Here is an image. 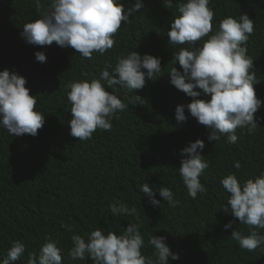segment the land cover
I'll return each instance as SVG.
<instances>
[{
  "label": "trees",
  "instance_id": "1",
  "mask_svg": "<svg viewBox=\"0 0 264 264\" xmlns=\"http://www.w3.org/2000/svg\"><path fill=\"white\" fill-rule=\"evenodd\" d=\"M125 8L136 0H121ZM178 0L166 8L165 0H142L143 7L122 24L114 36V46L91 59L83 58L70 47L30 45L20 36L23 26L39 18L35 0H0V71H14L27 81L29 94L37 96L36 110L45 115V122L35 137L10 135L0 128V259L13 241L26 246L24 256L15 264H27L28 253L38 252L51 235L59 240L62 264H93L72 260L68 251L71 236L87 238L95 228L117 235L128 223H138L144 238L142 254L151 256L148 240L165 237L170 252L178 260L169 264H264V246L248 252L231 238L233 230L248 234L230 214L220 211L227 206L228 193L220 181L234 173L243 183L264 173V105L254 114L258 128L254 134L237 129L235 144L209 141L208 130L198 124L185 108L186 122L178 124L175 108L187 105L192 98L170 84L169 72L174 66L173 55L180 47L195 45L168 44L167 31L177 11ZM48 6L49 0H41ZM214 12L213 32L228 16L239 18L247 14L254 21V31L246 47L254 61L258 99L264 101V0H210ZM211 34V33H210ZM206 39V38H204ZM43 52L46 62L35 60V52ZM136 51L158 57L162 71L146 80L144 88L135 91L120 88L115 94L128 109L113 119L111 131L97 130L88 141L72 137L68 128L71 119L67 101L69 82L98 79L107 66H115L117 57ZM111 71V69H109ZM106 90L112 92V88ZM119 88V86H114ZM199 91V89H196ZM135 96L142 99L135 101ZM199 99L210 97L201 95ZM244 134H241V133ZM200 139L204 142L201 155L210 162L200 176L205 187L196 199L187 195L179 175L181 150ZM241 164L239 170L234 162ZM147 183L155 192L160 207L139 192L138 185ZM161 186L170 188L177 207H169L159 196ZM119 200L136 215L113 216L109 204ZM61 221L71 224L74 232L61 227ZM232 221V228L224 225ZM264 235V229L258 230Z\"/></svg>",
  "mask_w": 264,
  "mask_h": 264
},
{
  "label": "clouds",
  "instance_id": "2",
  "mask_svg": "<svg viewBox=\"0 0 264 264\" xmlns=\"http://www.w3.org/2000/svg\"><path fill=\"white\" fill-rule=\"evenodd\" d=\"M209 4L210 0H178L179 14L172 18L167 31L168 44L173 46L200 42L199 47H180L173 55L172 61L178 63L181 70L173 66L168 74L169 82L192 98L191 103L175 108V120L178 124L186 122L187 108L190 116L208 130L210 142L225 137L227 143L235 144L237 129L254 134L258 128L254 114L264 105L255 93L256 70L246 47L254 31V21L247 14H240L238 19L228 16L213 32L214 12ZM35 5L40 16L23 26L21 38L27 44L37 46H50L55 42L60 48L74 49L86 59H91L93 53L103 55L112 49L114 36L121 25L130 23L132 14L143 7L142 0H136L127 9L121 0H49L47 7L41 0H35ZM164 6L171 8L172 0H165ZM34 56L37 62H46L43 52H35ZM161 71L158 57L141 56L131 51L117 57L115 66L103 69L98 79L67 83V101L71 105L69 134L83 142L90 140L97 130L111 131V121L119 119V113L128 109L130 103H136L125 104L115 93L120 88L140 90L146 80H155ZM26 83V79L14 71H0V128L15 137L24 134L35 137L45 122V115L36 110L37 96L29 94ZM105 84L113 91H107ZM202 94L210 98L199 99ZM141 99L135 96V101ZM204 147V142L197 139L180 153L185 158L180 160L178 172L192 199L206 190L199 179L210 166L201 155ZM233 167L239 170L241 164L236 161ZM220 183L229 194L227 206L222 204L220 211L248 228L247 235L233 230L231 238L248 252L261 248L264 235L258 230L264 229V173L243 183L234 173H229ZM138 189L149 197L153 206L160 207V201L154 198L155 192L147 183L138 185ZM156 191L169 207L178 206L179 201L174 199L170 188L161 186ZM109 211L113 216L136 215L135 207L129 208L119 200L109 204ZM232 223L229 221L224 228H232ZM61 227L74 232L71 224L61 221ZM71 242L68 256L72 260L88 258L93 264H169V257L173 261L179 258L170 252L163 236H151L148 244L153 248L152 255L142 254L145 241L138 223H128L120 235L111 231L105 235L103 229L97 227L87 234V238L73 234ZM59 243L51 235L46 236L38 252L28 253L27 264H62ZM25 252L23 242L13 241L0 264H15Z\"/></svg>",
  "mask_w": 264,
  "mask_h": 264
}]
</instances>
